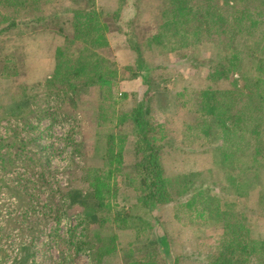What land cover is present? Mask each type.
Instances as JSON below:
<instances>
[{
    "label": "rangeland",
    "instance_id": "1",
    "mask_svg": "<svg viewBox=\"0 0 264 264\" xmlns=\"http://www.w3.org/2000/svg\"><path fill=\"white\" fill-rule=\"evenodd\" d=\"M48 1L50 3L43 7V14L58 13L59 19L43 23L31 21L38 12L32 16L24 6L18 7L17 12L5 10V4L0 3V14L8 18L7 22L0 23V28L12 19L17 23L0 35V56L9 57L12 74L9 78L0 76V135L16 139L23 137L27 143L22 151L17 144L10 150L26 161L17 158L12 161L15 163L12 166L4 161L0 169V264H20L17 262L22 254L18 253L17 244L24 236L22 229L19 231L17 227L21 224H14V221L21 219L25 221L22 225L29 226L31 216L21 217L26 212V200L31 206L40 207L61 198L63 192L71 195L72 206L67 208L68 214L58 223L49 220L43 227V221L39 220L40 228L33 246L34 261L32 263L30 257L27 264H91L92 255L87 245H81L80 241H87L85 233L92 234L95 229L105 238L109 235L116 237L117 253L111 259L123 263L122 254L147 244L151 229L137 231L135 226L123 229L115 223L100 226L92 221V210L85 213L88 225L80 224L83 203L80 195L88 189L87 181L82 178L86 168L108 172L107 134L133 133L131 124L122 122V117L139 102L151 125L148 136L159 138L155 144L162 146L159 154L164 176L175 179L201 172L203 175L191 179L194 187L199 184L198 180H204L207 187L217 181L211 186L217 190L218 180L213 182L209 176L220 173L214 169L217 159L213 155L214 145L221 144V133L202 127L195 135L196 131L184 129V125L190 121L189 97L193 91L204 88L224 90L236 72L227 77H209L218 53L209 39L174 52L156 44L149 45L148 38L157 29L160 0H94L99 9L113 14L100 18L108 43L107 48L100 50V55L115 61L119 81L109 89L90 86L76 92L60 90L49 83L54 73L55 50L63 46L64 35L71 37L73 33L69 11L83 6L84 0ZM239 16L237 33L250 34L260 42V55L264 56V9ZM61 25L64 31L60 30ZM137 64L139 70L147 74V81L138 76L132 78ZM133 79H138L137 84ZM131 80L132 86H124V81ZM191 116L194 115L191 113ZM117 135L114 156L118 151ZM31 138H35L36 147L28 143ZM135 140L133 135L125 136L121 150L113 158L118 160L112 161L106 187L110 193L107 202L112 209L131 207L141 194L138 187L140 174L134 166ZM42 178L57 189L52 200H49L51 191ZM14 187L21 191L23 201L12 192ZM24 187L30 193L27 199ZM176 189L170 190L172 196L175 192L174 200L157 204L150 213L142 205L139 214L155 226L159 246L163 240L170 243L171 252L179 259V264H205V254L214 251L225 219L216 220L208 214L196 217L194 212L185 209L176 214L177 206L183 207L184 202H191L190 193L179 195ZM262 191L264 183L263 189L250 190L243 198L245 205L242 208L260 231H264ZM223 198L238 201L234 197ZM36 216L40 218V213ZM166 251L162 250V254L165 255Z\"/></svg>",
    "mask_w": 264,
    "mask_h": 264
},
{
    "label": "trees",
    "instance_id": "2",
    "mask_svg": "<svg viewBox=\"0 0 264 264\" xmlns=\"http://www.w3.org/2000/svg\"><path fill=\"white\" fill-rule=\"evenodd\" d=\"M0 3L5 4V10L13 9L17 12L18 7L24 6L32 16L34 12H38L31 20L33 22L43 23L50 19H59L58 13H52L50 16L43 14V7L46 8L50 3L48 0H0ZM260 8L264 9V0H160L157 6V29L149 36V45L156 44L164 50L174 52L209 39L218 51L217 60L212 64L213 70L209 72V77L211 78V75L227 77L236 72L229 87L224 90L204 88L192 92L188 109L194 116L190 113V121L184 125V129L196 131L195 135L202 127L221 133V144L218 142L214 145L216 153L213 155L217 159V161L214 159L217 166L214 169L220 173L210 172L209 176L213 182L218 180L219 189L211 187L215 186L217 181L207 187L204 180H198L199 184L194 187L191 179L203 175L201 172L175 179L164 176L159 154L162 146L155 144L159 138H154V135L148 136L151 125L145 119L142 105L138 102L122 117V122L127 121L131 124L133 133L120 131L119 133L126 137L133 135L136 139L134 166L140 174L138 187L141 194L131 207L112 209L107 202L110 193L106 187L112 172L111 164L112 161L118 160L113 158L121 150V142L125 137L116 134L119 136L116 142L118 151L114 156L116 135L114 132L108 133L106 139L108 172L104 173L98 168H86L82 178L87 181L88 189L84 191V195H80L83 203L79 215L82 217L80 224L84 225L88 222L85 213L92 210V221L100 226L115 223L123 229H133V226L137 231L140 228V230L150 228L151 238L147 244L124 252L121 263L120 260L115 262L111 259L117 253L114 235L105 238L99 235L96 229L92 234L87 231L85 233L87 241L80 243L83 246L87 245V250L92 255L91 264H179V259L171 252L170 243L167 241V244L163 240L159 246L155 226L139 214L142 205L146 207L147 213H150L151 208L157 204L174 200L175 192L172 196L170 190L175 187L176 194L186 192L191 195L190 204L184 202L183 207L177 206L176 214L185 209L194 212L196 217L208 214L216 220L225 219L214 251L205 254V264H264V231L258 230L242 211L245 205L244 196L255 188L263 189L264 183V56L260 55V42L255 41L250 34L237 33V29L240 28L239 15ZM69 14L73 33L71 37L64 35L63 46L55 50L54 73L49 83L60 90L68 89L70 92L90 86L112 88L120 77L115 61L100 55L108 44L100 18L112 17L113 14L99 9L94 0H84L83 6L71 9ZM7 20L5 15L0 14V23ZM16 25L12 19L5 27L0 28V35L6 32L7 28ZM62 27L63 25L60 30L64 31ZM8 62L9 57L0 56L1 77L9 78L12 75ZM133 69L132 78L138 76L144 82L147 81V74L140 71L138 64ZM28 143L34 144L35 147L38 145L35 138L28 140ZM16 144L20 151L27 146L23 137L16 139L0 135V169L4 161H8L10 166L15 165L12 161L17 158L21 159V162L26 161V158L22 159L17 153L10 152ZM43 183L51 191L49 200H52L57 189L50 187L47 179H43ZM23 190L27 199L30 193L26 187ZM12 192L17 193L21 201L24 200L21 191L16 187ZM262 194L264 195V191ZM60 196L61 198L56 201H50L40 207H33L30 201L26 200V212L21 217L26 219L28 214L31 216L28 219L29 226L22 225L25 221L21 219L14 221V224H21L17 227L20 228L19 231L22 229L24 236L17 244L18 253L22 254L17 263L27 264L30 257L33 263L35 255L33 246L37 230L40 228L39 220H42L41 225L46 227L49 220L58 223L68 214L67 208L72 206L71 195L63 192ZM225 196L237 198L238 201L223 198ZM38 212L40 218L36 216ZM82 236L85 237L83 234ZM165 249L167 251L163 255L162 250ZM167 259L170 261H166Z\"/></svg>",
    "mask_w": 264,
    "mask_h": 264
},
{
    "label": "crops",
    "instance_id": "3",
    "mask_svg": "<svg viewBox=\"0 0 264 264\" xmlns=\"http://www.w3.org/2000/svg\"><path fill=\"white\" fill-rule=\"evenodd\" d=\"M133 80H134V84H137V82H138L137 80H138V79H133ZM136 81H137V82H136ZM132 83H133L132 80H131V81H128V82H125V81H124V86L126 85V86L130 87V86H132V85H131ZM142 84H143V83H142Z\"/></svg>",
    "mask_w": 264,
    "mask_h": 264
}]
</instances>
